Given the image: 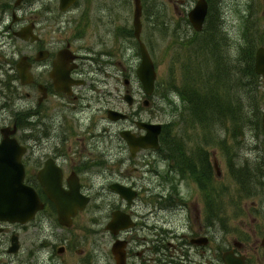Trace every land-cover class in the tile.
Instances as JSON below:
<instances>
[{"label": "flooded vegetation", "instance_id": "af4514ba", "mask_svg": "<svg viewBox=\"0 0 264 264\" xmlns=\"http://www.w3.org/2000/svg\"><path fill=\"white\" fill-rule=\"evenodd\" d=\"M29 1L6 6L0 15V143L5 127L17 129L15 137L26 148L22 159L25 184L36 192L43 208L27 225L0 220V264H6L5 251L9 256L28 251L27 259L44 264H67V256L73 254L72 264H85L83 253L73 248L83 235L74 241L66 235L74 232L77 220L93 207L96 196L111 201L108 215L103 210L108 217L96 226L109 234L110 264H264V226L243 230L232 226L227 209L233 204L223 202L227 191L225 198L212 194L210 155L197 163L188 160L186 148L162 146L168 128L156 122L159 117L147 118L137 109L142 99L145 108L150 101L156 102L155 96L147 98L133 63L130 78L125 79V97L130 96L132 111H121L125 120L110 124L136 137L147 135V125L162 124L160 149L133 153L124 141L125 147L107 148L120 150L109 155L99 152L94 143L87 145L82 133L91 135L95 126L84 130L86 120H82L100 85L88 80L98 69L94 72L93 56L82 44L86 35L79 34L77 27L70 34L69 15L81 0L67 11L60 9L59 0L57 4L33 1L26 20L23 7ZM6 44L11 46L8 52L3 50ZM260 48H264V37ZM257 77L264 81V75ZM156 109L160 116V107ZM110 110L120 111L110 108L107 115ZM163 164L166 171L161 175ZM239 176L236 179L244 194L245 178ZM260 179L262 196L258 195L259 204L251 206L256 217L264 219V178ZM256 195L254 191L253 198L258 199ZM54 197L70 203L61 217ZM86 198L89 204L81 210L79 205ZM214 220L222 226H214ZM36 223L45 236L39 247L31 244L24 249V233ZM13 244L16 253L10 252Z\"/></svg>", "mask_w": 264, "mask_h": 264}, {"label": "rangeland", "instance_id": "374dc122", "mask_svg": "<svg viewBox=\"0 0 264 264\" xmlns=\"http://www.w3.org/2000/svg\"><path fill=\"white\" fill-rule=\"evenodd\" d=\"M33 1L42 3L41 0H31L24 5L23 15L26 20L29 18L32 9L30 3ZM44 1L57 4L58 0ZM198 1L142 0V38L154 60L158 83L156 103L150 101V106L145 108V99H142L136 107L142 110V115L147 118L159 117L156 122L169 123L172 134L179 139L178 143L185 145V152L205 148L208 152L206 157L210 155L208 164L212 169V194H220L225 198L227 191L223 202L226 206L228 202L233 204L227 209L232 226L237 230L246 227L257 228L264 226L263 223L259 224L264 219L256 217L251 204L258 203L259 197L262 196L260 182L257 180L264 175V133L258 135L254 126H257L258 120L261 124L263 120L264 81L255 75L253 65L256 50L264 37V0H208L207 23L205 30L200 34L194 31L188 19L190 11ZM15 2L16 0H0V15L6 6L14 8ZM75 10L74 14L69 15V18H72L70 34H73L74 27H77L79 34L86 35L82 44L87 47L86 52L93 56L94 72L98 69V73H90L88 80L100 85L99 89L94 90L95 101L91 102L92 108L86 110L82 120H86L84 130L90 126H95V130L93 128L91 135L86 132L82 135L87 137V145L94 143L99 152L113 155L120 150L107 148L126 145L119 136L121 126L110 124L106 110L116 108L123 112L132 111L124 100L125 79L130 78L129 66L131 63L136 65L139 53L135 42L131 40L132 37L127 39L125 32L132 29L134 0H81ZM129 46L130 52L127 51ZM205 46L209 55H214V65L210 57L207 59L203 55H194L196 48H199L201 53ZM3 50L8 52L11 46L6 44ZM217 53L222 58H219ZM229 71L235 72L240 81L233 98V102L238 104L239 115L227 114V119L222 121L224 113L216 112L214 108H208L205 113L202 108L201 114L200 111L196 113L198 100L191 94L195 88L200 87L194 78H199L200 74L202 77H208L207 83L204 84L208 86V102L218 100L222 109L226 110L232 104L231 92L237 85L228 78ZM84 104L88 106L87 101H84ZM156 106L162 111L160 116ZM70 123V126L76 124L71 121ZM173 142L176 143L174 139ZM227 149L229 154L226 153ZM198 160L197 158V163ZM215 161H218L221 168V177L217 176L213 168ZM160 168V174L163 175L166 165L163 164ZM234 170L247 171L244 194L239 189ZM133 178L141 176L133 174ZM182 189L185 190L184 187ZM254 191L257 192L258 199L253 198ZM238 199L241 201L238 202ZM110 202L96 196L93 207L77 220L74 232L66 235L71 238L70 241L83 235V240L80 239L73 248L83 253L85 264H110L109 234L104 227L99 231L96 229L99 222L103 223L108 217H104L103 210L107 211L108 215ZM237 204L242 209L237 210ZM214 226L222 224L214 220ZM30 227L31 230L24 233L27 242L24 249L31 244L39 247V242L45 236L39 224ZM65 245L69 247L68 243ZM5 255L6 264H44L35 259H27L28 251L19 256H9L5 251ZM71 256L76 259V255ZM71 256H67V264L73 263L70 261ZM57 261L61 262L59 259Z\"/></svg>", "mask_w": 264, "mask_h": 264}, {"label": "water", "instance_id": "95a60500", "mask_svg": "<svg viewBox=\"0 0 264 264\" xmlns=\"http://www.w3.org/2000/svg\"><path fill=\"white\" fill-rule=\"evenodd\" d=\"M22 0H19L21 2ZM76 0H61V9H67ZM18 2V3H19ZM135 36L140 41L142 31V5L141 0H135ZM208 12V5L205 0H200L195 8L190 13V19L196 30L201 31ZM141 43L142 64L138 70V76L144 84L145 91L148 95L154 92L156 71L154 63L146 49V46ZM259 53L257 60L258 73L264 74V65L261 64ZM116 117L111 116L113 120L119 117L123 118L117 112H111ZM119 116V117H117ZM160 126H157V132L154 136L146 137L133 143L130 146L134 147H151L158 148V135ZM127 139V138H126ZM128 140V139H127ZM130 141V140H129ZM151 142V144H150ZM23 149L20 148L18 142L14 139H7L0 145V219L10 221L12 223H26L30 221L37 210L40 203L34 192L23 184L25 170L21 164V156ZM60 213L67 211L69 203L59 197H54ZM84 205L86 203L84 202ZM83 208V207H82Z\"/></svg>", "mask_w": 264, "mask_h": 264}, {"label": "trees", "instance_id": "16d2710c", "mask_svg": "<svg viewBox=\"0 0 264 264\" xmlns=\"http://www.w3.org/2000/svg\"><path fill=\"white\" fill-rule=\"evenodd\" d=\"M214 37V36H213ZM215 37L213 38V40ZM194 93L197 94V99L198 100V105L195 107V112L197 113V109L199 108L200 111H202V108H204V113L207 111L208 108H215L213 105H209L210 102H208L210 95H208L206 90L200 89V88H195L193 90ZM215 97V96H214ZM208 105V106H207Z\"/></svg>", "mask_w": 264, "mask_h": 264}]
</instances>
